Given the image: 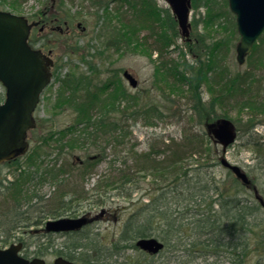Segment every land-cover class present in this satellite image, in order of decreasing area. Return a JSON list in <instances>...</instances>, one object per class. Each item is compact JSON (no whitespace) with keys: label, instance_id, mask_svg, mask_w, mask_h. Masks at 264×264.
I'll list each match as a JSON object with an SVG mask.
<instances>
[{"label":"trees","instance_id":"trees-1","mask_svg":"<svg viewBox=\"0 0 264 264\" xmlns=\"http://www.w3.org/2000/svg\"><path fill=\"white\" fill-rule=\"evenodd\" d=\"M118 1L123 2V5L127 7L124 13L119 10L116 11L117 14L120 12V16H117L120 25L112 26L111 13H107V21L105 22L106 29L108 28L109 32L113 34L114 45H130L129 42L133 41L130 40L131 32L137 33L146 27L145 29L154 35L155 44L150 47L158 53V71L173 92L181 95H185L187 92L191 117L196 114L202 118L203 105L199 97L197 99V95H195L196 88L199 87V82L202 79L212 86L213 103L214 101L218 102L224 107L232 103L238 111L247 109V114L253 122L248 131L252 132L256 118L264 112V39L261 38L260 41L256 42L251 53L247 55V60L250 63L248 70L243 73L239 71L232 73L230 69L224 66L223 60L231 51V47L236 45L235 41L239 37L236 21L231 22L228 0H199L200 5L207 9L206 16L202 19L205 23L204 29L215 24L214 30L220 28L226 33V35L220 36L218 35L219 30H216V39L213 43H206L203 37L205 35H200V41H203V44L201 43L204 48L203 54L206 55L204 62L200 60L198 43L194 41L192 44L191 40L188 42L189 49L187 51V55L191 56V61L185 58L186 54H183L180 60L173 57L167 60L165 52L174 48L178 49L176 40L179 38L177 21H175L168 6L157 9L154 0ZM192 1L194 6L195 0ZM129 12H132L131 17L127 16ZM224 22L225 24H223ZM206 30H209L208 34L212 31ZM139 35H135V42L146 47L148 45L146 43L147 38ZM200 61L205 63L201 75L196 69L199 66H195L200 65ZM93 79L91 75L86 73L78 77L75 74H65L59 94L62 97V105H66L74 113L72 124L66 129L50 131L47 135L39 137V143L35 148L26 153L25 163L28 167L19 162L23 156L3 163L14 167V172H11L14 178L10 179L7 175L0 176V209L2 211L0 212V223L7 224L9 230L38 224L39 221L29 222V224L22 219L26 211H22L21 207L31 203V199L36 193L34 183V187H31L33 180L42 183L48 179L55 185L67 184V188L65 187L64 190L60 191L61 198L58 201V207L65 209L66 213L63 214L70 216L76 214L78 205H80L77 203L83 200L93 198L95 204H106L110 197L108 192L112 190H116L117 194L120 193V195L129 197L131 191L128 190L132 183L137 181L134 180L135 174L143 172V176H151V180L155 181L156 184L165 180L180 179L179 189L190 188L192 191L190 199L184 201L188 203L196 202L197 197H201L200 203H205L202 191L210 187L215 190L218 194L217 197L209 198L206 207L197 210L199 213L197 219L189 220L188 224L195 227L196 235L194 237L197 240L190 238L188 244L208 247L207 253L212 252L219 256L230 253L239 257L245 254L248 249L247 233L254 231L253 227L259 225L256 215L264 206L260 203H250L249 200L241 196L238 197L236 194H225L218 190V180L210 181L209 185H207L208 181L202 185L201 181L198 180L192 186L190 185L191 182L188 179L190 171L193 174L197 172L196 175H199L204 171L202 167L207 166L198 162L207 159L211 160L213 165L216 164L212 161L216 159L213 157L215 148L211 147V144L214 146L215 144L213 139L208 137L207 132L203 133L199 132L198 129L189 130L185 128L181 141L175 146H169V148L165 146L161 151L150 150L140 157L136 156L134 165H126V157H129V153L126 151V144L128 143L126 139L130 136L131 130L125 127V119H129V117L136 119L142 116L146 123L151 125L153 124L152 117L161 118L158 111L159 107L152 101L140 105L135 94L123 87L116 77L101 83L94 82ZM225 116H228L227 112L222 117ZM32 132L34 129L31 130ZM32 140H34L33 136ZM247 144L253 147L258 164L264 169V139L262 136L258 135L251 141L248 140ZM109 145L113 146L114 150L119 151V153L116 152L118 155L116 158L119 159L120 157L124 166L112 172L110 168L109 174L101 175L94 183V194L86 195L83 183L81 184L83 186L80 187L81 192L78 193L76 190L78 188L77 181L82 179L84 182L89 172L96 167L101 159L107 156L106 149ZM51 147L53 150L57 149L59 155L54 161L45 163V156L50 155ZM64 149H66V154L73 155V161L67 162V164L64 162L59 164L58 159ZM129 151L133 153L132 149ZM75 152L79 155L76 156ZM155 152L157 154L153 156ZM158 155H161L162 159L158 160ZM187 159H194L195 166L188 168L186 166ZM229 173L233 182L244 187L240 179L235 178L231 170ZM178 187L177 185L175 187L169 185L163 188L158 187L155 190L158 193L149 195V201L142 203L143 207L140 210L129 214L130 216L124 221L117 238L111 243L112 246L105 247L106 249L101 254L100 248L99 250L95 248L96 244L93 238L88 242L75 241L67 244L66 241H63L60 248L52 251L69 260H76L77 264H111L114 261H108L114 256L116 261L117 258L120 259L117 264H143L142 260L146 259L139 256L134 259V257L126 254L130 248L139 250L134 243L137 237L158 236L164 242L165 249L172 245V239H176V241L180 239L177 233L180 232L184 224L178 221L179 215L170 220H164L165 222L162 223L167 213L163 209V204L159 202L168 193H175ZM29 189H32V194H29ZM49 213V216L54 218L63 215L55 211ZM142 215H145L144 218L141 217ZM152 222L156 224L154 228L151 225ZM37 229H30L33 235L37 236V241L33 243L35 248L31 251L27 250L31 242L27 244L23 238L18 237L24 242V256L26 257H29V253H33V256L44 255L50 251V247L52 249L54 246V242L49 239L52 233H45L43 230ZM27 230L29 231V229ZM12 236H14L12 233L6 234L5 239H2L3 242H7ZM220 247V250L215 249ZM106 250L109 251L106 252ZM186 250L189 253L190 248ZM92 251L97 253L93 254ZM140 252L143 256L153 258L152 255ZM232 263L243 264L240 260H234Z\"/></svg>","mask_w":264,"mask_h":264},{"label":"rangeland","instance_id":"rangeland-1","mask_svg":"<svg viewBox=\"0 0 264 264\" xmlns=\"http://www.w3.org/2000/svg\"><path fill=\"white\" fill-rule=\"evenodd\" d=\"M62 1L70 14L74 13V16L77 15V18H79L78 20L82 22L81 24L85 26V29L82 30L81 27L75 25L76 29L71 35L67 38L65 37L62 41L59 36H54L57 37L56 43H54V45L49 44L46 47L47 49L51 47L54 49L52 55L54 64L51 67L52 80L43 90L40 99L41 102L34 111L37 125L34 128V132L31 133L30 131L28 133L30 147L26 153H29L35 148L42 136L47 135L50 131L66 129L73 122L74 113L69 107L62 105V97L59 94L61 91L60 85L65 74H75L76 77H78L86 73L94 78V82L98 83L116 77L123 87H126L129 92L135 94L140 105L152 101L153 104H157L159 107L158 111L161 114V118L152 117L151 120L153 124L151 125H148L142 116L136 119L131 117L125 119V127L131 130L130 136L126 139L128 140L126 151L129 153V157H126V165H134V158L136 156L140 157L142 154L150 152V150L161 151L165 146H168L166 148L175 146V144L181 141L185 128L189 130L198 129L199 132L205 133V123L212 122L215 118L222 117L223 114L227 112L228 116L226 117H229L233 125H235L238 135L236 142L230 145L225 153H223L222 147L219 144L215 146L211 144V147L215 148L213 157L216 158L212 161L216 162V164L213 165L211 160L207 159L198 162L199 164L202 163L207 166L202 167L204 171L199 175H196L197 172L193 174V172L190 171L188 174V179L191 182L190 185L192 186L198 180L201 181L202 185L207 183V181V185H209L210 181L218 180V190H221L227 195L236 194L238 197L241 196L249 200L250 203L254 202L258 204V199L255 198V189L253 187L245 188L241 184L238 185L233 182L229 170L220 164L219 157L224 156L231 163L242 167L248 177L252 179L259 196L264 197V169L259 166L253 147L247 144L248 140L251 141L252 138L258 135H261L264 139V112L256 118V123L254 124L255 126L252 132L248 131L253 122L250 120L249 114H247V109L238 111L236 106L232 103L227 104L225 107L222 104H218V102L214 101L213 103L214 94H212L211 91L212 86L209 82L201 79L199 87L196 85L198 88H196L195 95H197V99L199 97L203 105L201 113L202 118L198 117L196 114L191 117V110L188 102L189 95H186L187 92H185V95L173 92L169 87L170 85L165 83L166 81H164L163 76L158 71V55L150 47L155 44L154 35L151 34L148 29H145L146 27L142 28L137 33L131 32L130 40L133 41L129 42L130 45L123 46L120 44H113V34L109 32L108 28L106 29V15H108L107 13H111L113 18L112 26L120 25L117 16H120V12L124 13V10L127 9L126 5H123V2L113 0L111 4H105L106 6H103V8L99 7L96 10L92 5L93 3L89 0ZM100 1L98 2L100 3ZM41 2L42 0H0V10H9L16 14L19 13L24 16H31V11L34 12ZM154 2L157 5V9L168 6L165 0H154ZM191 9L189 20H191L190 37L192 44L194 41L197 43L196 39H200V35L202 34L205 35L203 37L206 43H213L216 39V30H219L218 35L220 36L223 34L226 35L224 30L220 28L214 30L215 24L206 28L212 30L210 34H208L209 30L204 29L205 23L202 19L205 18L207 9L200 5L199 0H195L194 6L192 3ZM118 10L120 11L118 12L119 14L116 13ZM131 13L132 12H129V14L127 13V16L131 17ZM230 15L231 22L233 23L235 16L232 12ZM223 24H225V22ZM177 29L179 31L178 24ZM135 35L146 37V43H148V45L144 47L140 46V43H136ZM261 38L264 39V33L258 37L257 41H260ZM238 41L239 39H237L235 43ZM176 42L178 49L174 48L165 52L167 60H169L170 57L180 60L182 55L186 54L185 58L191 61V56L187 55L189 49L188 42H185L182 38L181 31H179V38ZM230 50L227 57L223 60L224 66L230 69L232 73H234V71L243 73L245 70H248L250 68V63L247 57L244 64H239L238 61H236L235 46L231 47ZM203 53L204 52H199L200 60L202 61L206 59V55ZM202 61L199 62L200 65H195L196 67L199 66L196 69L200 75L205 67V63ZM127 70L136 78L137 87H132L123 76V72ZM5 93V88L2 83H0V103L4 99ZM32 136L34 140H32ZM131 149L133 153H130L129 150ZM51 150L52 151L49 153L50 155L45 156V163L54 161L59 155L57 154V149L53 150L51 147ZM78 152L82 153L81 151ZM106 152L107 156L101 159L96 167L89 172L84 182H82V179L77 181L78 188H76V190H78V193L81 192L80 187L84 185L86 195L90 196L94 194V183H96V180L101 175L109 174L110 168L112 172L124 166L123 162H121V158H116L118 157L116 152L119 153V151L114 150L113 146L109 145ZM26 153H24V156L19 161L23 166H26ZM75 153L76 156L79 155V153ZM156 154V152L153 153V156ZM158 156V160L162 159L161 155ZM72 157L73 155L66 154V149H64L58 162L59 164L63 162L67 164V162L73 161ZM186 162L188 168L195 166L194 159H187ZM11 172H14V167H12V165L3 164L0 166V176L4 177V175H7V177L13 179L14 177ZM143 175V172L135 174L134 180L137 181L133 182L130 186L128 191H131V195L129 197L123 194L120 195V193L117 194L116 190H112L108 192L110 197L104 205L93 203V198L77 203L80 205H78L79 207L75 215H80L85 211H91V214L94 215L99 213L101 207L108 209L111 215L96 218L90 226L84 228L80 232L51 234L49 239L54 242V246L52 249L50 247L48 253L41 255L45 261H47L48 264L53 262L52 260L57 256V253L52 250L60 248L63 241H66L68 244L75 241L88 242L93 238L96 244L95 248H98V250L100 248L101 254L103 250L106 249L105 247L112 246L111 243L117 238V235L123 227L124 221L130 216L129 214L140 210L143 207L142 203L149 201V195L158 193L155 192L158 187L163 188L164 186L167 187V185L171 187H175V185H177V187L180 186V179H176L175 181L165 180L164 182L156 184L155 181L151 180V176ZM31 183L32 188L35 185L36 193H34L35 195H33L31 203L21 207L22 211H26L22 219H24L23 221H26V223L39 222L38 224L21 228L18 227L13 230H9L10 228L7 224L3 225L0 223V247H7L10 243L20 240L18 237H21L27 244L31 242L27 250H33L35 248L33 243L37 241V236L33 235L30 229H37L43 226L49 218H52L49 216V212L66 213L65 209L58 207V201L61 198L60 191L64 190L65 187L67 188V184L55 185L48 179L42 183H38L35 180ZM82 183L83 185H81ZM179 188L180 187H178V189L176 188L177 190H175V193H168L165 198L159 202L163 204V209L167 213L162 223L165 222L164 220H170L172 217L179 215L178 221L184 224L180 232L177 233L180 239H177V241L176 239H172L171 247L168 246L162 252L158 253L155 258L143 256L140 250L131 248L126 251L127 255L134 257V259L136 256L146 259L142 260V262H144L143 264H149V261L150 264H233L232 261L234 260H240L243 264H264V208L261 207V210L256 215V220L259 221V225L253 227L254 231L247 233L246 242L248 249L245 251V254L239 257L230 253L219 256L212 252L207 253L208 251L206 250H209L208 247L188 244L190 238L195 239V241L197 240V238L194 237L196 235L194 232L195 227L188 224L189 220L197 219L199 214L197 210L204 209L209 198L217 197V192L212 190L211 187L207 188V190L205 189L202 191V193H204L205 203H200L201 197H197V199L194 198L196 202L191 201L188 203L184 201L190 199V194L192 193L191 189L186 188L181 190ZM31 190L32 189H29V194H32ZM0 212H2L1 209ZM145 214L146 216L148 215L147 212ZM144 216L145 215H142L141 217L144 218ZM140 221L142 220L140 219ZM151 225L154 228L156 224L152 222ZM27 229H29V231ZM157 229L159 228L157 227ZM7 232L12 233L14 236L10 237L7 242H3L2 239H5V235L8 234ZM188 248H190L189 253L186 252ZM24 249L22 250L23 253H25ZM173 249L175 250L173 251ZM215 249L220 250L221 247ZM109 250H106V252ZM92 253L96 254L97 252L92 251ZM29 256H33V253H29ZM114 257H112V259L110 258L111 260L108 262L114 261L111 264H117L120 259L117 258L118 260L116 261ZM121 260H123V258H121Z\"/></svg>","mask_w":264,"mask_h":264},{"label":"water","instance_id":"water-1","mask_svg":"<svg viewBox=\"0 0 264 264\" xmlns=\"http://www.w3.org/2000/svg\"><path fill=\"white\" fill-rule=\"evenodd\" d=\"M172 10L182 36L190 35L189 20L192 0H165ZM228 7L235 14L239 41L236 45V60L245 62L254 42L264 31V0H228ZM32 24L22 15L0 10V82L5 88V98L0 103V163L23 155L29 148L28 131L36 126L34 110L40 102L43 89L50 83L51 61L43 53L32 48L28 35ZM132 87L137 80L127 70L123 73ZM207 131L219 142L223 153L237 140L235 125L230 118H219L206 123ZM221 164L230 168L235 177L245 186L251 185V178L239 165L221 156ZM255 190L256 188L253 187ZM257 199L264 204V199ZM89 222L88 217H59L48 219L44 225L46 232H70L78 230ZM136 246L152 254H157L164 245L157 237L145 236L135 241ZM23 242L0 247V264H47L43 257L26 258L20 250ZM51 264H76L63 256L56 257Z\"/></svg>","mask_w":264,"mask_h":264},{"label":"flooded vegetation","instance_id":"flooded-vegetation-1","mask_svg":"<svg viewBox=\"0 0 264 264\" xmlns=\"http://www.w3.org/2000/svg\"><path fill=\"white\" fill-rule=\"evenodd\" d=\"M89 1L93 3L92 5L95 6V8H103V6H106L105 4L108 5L113 2V0ZM98 1H100V3ZM63 3L64 2L62 0H42V2L39 4V7L34 10V12L31 11L30 15L33 17L25 16L27 17L28 22L32 24L28 36L29 43L32 45V47L42 51L43 55L50 59V69L54 64V60L52 58L54 49L53 47L48 49L46 47L49 44L54 45V43H56L57 37L54 36H59L60 40L62 41L65 39V37L67 38L72 34V32L75 31V25H77V27H81L82 30L85 29V26L81 24L82 22L78 20L79 18H77V15L74 16V13L70 14L66 5ZM196 41L199 46V52H204V48L202 47L203 41H200V39H196ZM156 54L158 55L157 52ZM91 213V211H85L84 213H81L85 214L90 219L88 224L81 228V230L90 226L96 218L111 215V212L105 207H101L99 213L97 214L93 215ZM81 230H78V232ZM174 250L175 249H173V251ZM144 253L146 254L147 252ZM152 257L155 258V255L152 254Z\"/></svg>","mask_w":264,"mask_h":264},{"label":"bare ground","instance_id":"bare-ground-1","mask_svg":"<svg viewBox=\"0 0 264 264\" xmlns=\"http://www.w3.org/2000/svg\"><path fill=\"white\" fill-rule=\"evenodd\" d=\"M209 100V99H208Z\"/></svg>","mask_w":264,"mask_h":264}]
</instances>
